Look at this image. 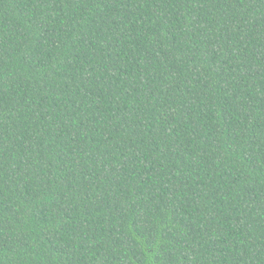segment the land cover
Returning a JSON list of instances; mask_svg holds the SVG:
<instances>
[{
  "label": "trees",
  "instance_id": "16d2710c",
  "mask_svg": "<svg viewBox=\"0 0 264 264\" xmlns=\"http://www.w3.org/2000/svg\"><path fill=\"white\" fill-rule=\"evenodd\" d=\"M0 264H264V0H0Z\"/></svg>",
  "mask_w": 264,
  "mask_h": 264
}]
</instances>
